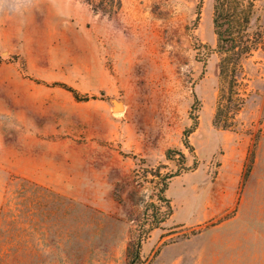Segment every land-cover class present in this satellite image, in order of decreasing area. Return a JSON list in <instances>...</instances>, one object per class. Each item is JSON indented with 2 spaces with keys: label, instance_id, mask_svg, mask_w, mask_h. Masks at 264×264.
Here are the masks:
<instances>
[{
  "label": "rangeland",
  "instance_id": "1",
  "mask_svg": "<svg viewBox=\"0 0 264 264\" xmlns=\"http://www.w3.org/2000/svg\"><path fill=\"white\" fill-rule=\"evenodd\" d=\"M22 2L0 9V264H127L138 240L141 264H264V39L233 81L213 0Z\"/></svg>",
  "mask_w": 264,
  "mask_h": 264
},
{
  "label": "trees",
  "instance_id": "2",
  "mask_svg": "<svg viewBox=\"0 0 264 264\" xmlns=\"http://www.w3.org/2000/svg\"><path fill=\"white\" fill-rule=\"evenodd\" d=\"M88 4L96 13H101L112 17L118 14L122 8V0H81ZM202 3L203 0H200ZM259 0H213V25L214 32L217 36V44L215 48L207 47V54L216 52L221 56L219 63L220 74H227L233 81L237 80V66L240 64L243 57L251 54L254 50L261 46L264 39V25L260 23L261 16L257 15V2ZM200 5V4H199ZM255 24V29L251 30ZM61 87L70 91L73 96L79 101H88L95 96L82 95L77 89L65 84L58 83ZM229 101L232 103V94L229 95ZM243 101H239L234 105L227 107V111H238L241 109ZM226 110L222 103L218 105V109L214 118V124L224 129L229 125L221 124L222 116ZM186 145L192 149L188 140ZM185 158V154L181 152ZM169 159L170 152L167 153ZM152 174L160 177L163 182L162 187L158 193V198L167 205L168 213H163L162 217L153 214V223L158 226L163 222L165 217L171 213L170 199L166 197V190L168 188L171 178L175 174L160 173V169L153 171ZM142 243L141 240L129 243L127 249V264H141L143 262L141 255Z\"/></svg>",
  "mask_w": 264,
  "mask_h": 264
},
{
  "label": "clouds",
  "instance_id": "3",
  "mask_svg": "<svg viewBox=\"0 0 264 264\" xmlns=\"http://www.w3.org/2000/svg\"><path fill=\"white\" fill-rule=\"evenodd\" d=\"M11 2V9L14 10L13 15L21 14V10L27 5L22 0H0V9L5 10V13H9V3Z\"/></svg>",
  "mask_w": 264,
  "mask_h": 264
},
{
  "label": "water",
  "instance_id": "4",
  "mask_svg": "<svg viewBox=\"0 0 264 264\" xmlns=\"http://www.w3.org/2000/svg\"><path fill=\"white\" fill-rule=\"evenodd\" d=\"M111 101H112V103H113V105H114V107H115L116 110H119V109L122 108V106H121L122 103L120 101H117L114 98H112Z\"/></svg>",
  "mask_w": 264,
  "mask_h": 264
},
{
  "label": "bare ground",
  "instance_id": "5",
  "mask_svg": "<svg viewBox=\"0 0 264 264\" xmlns=\"http://www.w3.org/2000/svg\"><path fill=\"white\" fill-rule=\"evenodd\" d=\"M121 106H123V105L121 104Z\"/></svg>",
  "mask_w": 264,
  "mask_h": 264
}]
</instances>
